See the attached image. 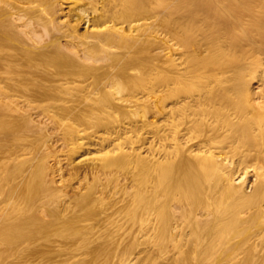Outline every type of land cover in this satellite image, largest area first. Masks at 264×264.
I'll list each match as a JSON object with an SVG mask.
<instances>
[{"label": "bare ground", "instance_id": "6f19581e", "mask_svg": "<svg viewBox=\"0 0 264 264\" xmlns=\"http://www.w3.org/2000/svg\"><path fill=\"white\" fill-rule=\"evenodd\" d=\"M263 2L0 0V264H264Z\"/></svg>", "mask_w": 264, "mask_h": 264}, {"label": "rangeland", "instance_id": "374dc122", "mask_svg": "<svg viewBox=\"0 0 264 264\" xmlns=\"http://www.w3.org/2000/svg\"><path fill=\"white\" fill-rule=\"evenodd\" d=\"M263 7H264V2H263L262 4H259V8H263ZM81 152H82V151L79 150L76 154H74L73 157H78V156L80 155ZM248 178H249L250 180H252L251 173L248 175Z\"/></svg>", "mask_w": 264, "mask_h": 264}]
</instances>
